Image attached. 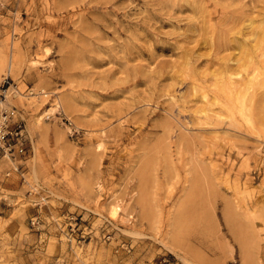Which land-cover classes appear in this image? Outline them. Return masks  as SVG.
<instances>
[{
  "label": "rangeland",
  "instance_id": "rangeland-1",
  "mask_svg": "<svg viewBox=\"0 0 264 264\" xmlns=\"http://www.w3.org/2000/svg\"><path fill=\"white\" fill-rule=\"evenodd\" d=\"M6 76L0 264H264V0H0Z\"/></svg>",
  "mask_w": 264,
  "mask_h": 264
},
{
  "label": "built area",
  "instance_id": "built-area-1",
  "mask_svg": "<svg viewBox=\"0 0 264 264\" xmlns=\"http://www.w3.org/2000/svg\"><path fill=\"white\" fill-rule=\"evenodd\" d=\"M11 79L0 83V162H7L16 170L20 162L31 156L32 146L24 120L14 107L3 105ZM153 264H179L175 257L161 256Z\"/></svg>",
  "mask_w": 264,
  "mask_h": 264
},
{
  "label": "bare ground",
  "instance_id": "bare-ground-1",
  "mask_svg": "<svg viewBox=\"0 0 264 264\" xmlns=\"http://www.w3.org/2000/svg\"><path fill=\"white\" fill-rule=\"evenodd\" d=\"M12 60L10 59V63H9V70H11L12 69ZM9 89H10V87L8 88V90L6 91V100H7V96H8V94H7V92L9 91ZM5 100V101H6ZM3 105L5 106V105H7V106H10V105H8V104H6L5 102L3 103ZM116 211V210H115ZM184 260V264H192L189 260H187V259H183Z\"/></svg>",
  "mask_w": 264,
  "mask_h": 264
}]
</instances>
